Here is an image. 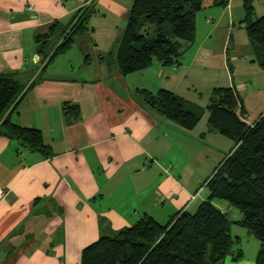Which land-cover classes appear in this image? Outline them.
<instances>
[{
	"label": "crops",
	"instance_id": "1",
	"mask_svg": "<svg viewBox=\"0 0 264 264\" xmlns=\"http://www.w3.org/2000/svg\"><path fill=\"white\" fill-rule=\"evenodd\" d=\"M133 1L0 0V73L40 77L12 119L40 129L53 151L45 157L0 137V264H80L84 247L103 234L144 214L159 221L165 209L189 210L196 187L167 172L181 140L205 142L220 163L235 146L210 125L215 89L233 90L248 124L264 115V69L246 28L264 14V0H252L250 16L245 0H205L195 40L178 39L176 64L154 61L124 75L117 44ZM88 8L89 28L47 63L37 35ZM140 89L174 92L201 110L199 123L188 130L171 122Z\"/></svg>",
	"mask_w": 264,
	"mask_h": 264
},
{
	"label": "trees",
	"instance_id": "2",
	"mask_svg": "<svg viewBox=\"0 0 264 264\" xmlns=\"http://www.w3.org/2000/svg\"><path fill=\"white\" fill-rule=\"evenodd\" d=\"M204 1L134 0L117 44L119 71L127 75L154 61L176 64L181 54L178 39L190 43L195 40L196 17ZM245 8L250 16L252 0H245ZM93 11L81 9L69 25L57 21L47 33L37 35L39 51L47 63L67 50L75 35L89 28ZM246 28L264 69V14L248 22ZM39 80L33 73L29 77L18 72L0 73V137L15 139L22 147L49 157L53 151L43 132L12 119L25 92ZM139 91L152 108L178 126L192 130L199 123L201 110L174 92ZM237 107L238 98L231 88L213 91L208 106L210 125L236 145L205 180L208 196L197 209L180 210L167 223L144 214L134 224L103 234L84 247L80 264H224L229 256L238 261L242 250L233 252V224L247 227L259 240L254 264H264V115L251 125L238 114ZM220 203L236 208L241 217H232L226 209L223 212Z\"/></svg>",
	"mask_w": 264,
	"mask_h": 264
},
{
	"label": "rangeland",
	"instance_id": "3",
	"mask_svg": "<svg viewBox=\"0 0 264 264\" xmlns=\"http://www.w3.org/2000/svg\"><path fill=\"white\" fill-rule=\"evenodd\" d=\"M166 24L170 26L169 23ZM196 142H191L190 144L188 140L186 142L185 139H182L181 144L178 146L179 151L177 150L176 153L173 154V159H175V161L169 165L167 171L169 174L175 176L182 184L192 188V190L196 187L191 197V202H194L189 209L192 212L196 210L199 202L203 201L201 200L202 196L206 194L204 190L203 194L199 196L202 189L206 188L205 180L208 179L220 165V162H216V158L219 157L218 153H216L210 145L200 140ZM228 155L224 154L222 156L224 158H221V160L225 159ZM168 204H166V207ZM223 206L227 207V203L223 204ZM165 210L166 218L159 220L160 222L162 221L161 223H167L169 218L176 213V211L168 212L167 209ZM229 214L236 219L241 217V213L234 207H229ZM230 233L236 238L233 244V252H237L238 249L242 250V257L238 260L237 264H252L260 248L259 240L249 232L247 227L239 224H233L230 228Z\"/></svg>",
	"mask_w": 264,
	"mask_h": 264
},
{
	"label": "built area",
	"instance_id": "4",
	"mask_svg": "<svg viewBox=\"0 0 264 264\" xmlns=\"http://www.w3.org/2000/svg\"><path fill=\"white\" fill-rule=\"evenodd\" d=\"M36 58H37V60H40V55H37V57H36ZM222 211H223V212H226V210H225V209H223V208H222Z\"/></svg>",
	"mask_w": 264,
	"mask_h": 264
}]
</instances>
